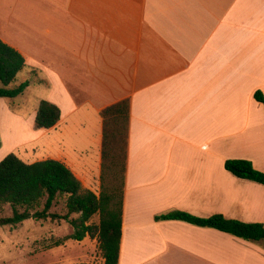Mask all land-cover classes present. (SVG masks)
<instances>
[{
	"label": "crops",
	"instance_id": "0c3cea01",
	"mask_svg": "<svg viewBox=\"0 0 264 264\" xmlns=\"http://www.w3.org/2000/svg\"><path fill=\"white\" fill-rule=\"evenodd\" d=\"M0 40L34 93L27 113L0 99V161L36 146L28 164L60 161L98 196L100 113L128 101L118 264H264V242L155 220L264 226V186L224 169L264 174V0H0ZM41 100L59 110L50 129L34 127Z\"/></svg>",
	"mask_w": 264,
	"mask_h": 264
},
{
	"label": "trees",
	"instance_id": "16d2710c",
	"mask_svg": "<svg viewBox=\"0 0 264 264\" xmlns=\"http://www.w3.org/2000/svg\"><path fill=\"white\" fill-rule=\"evenodd\" d=\"M25 66L23 57L0 40V99H15L24 93L29 81L18 84L17 76ZM254 98L264 106V97L260 92L257 91ZM100 116L103 141L98 196L84 189L69 168L60 161L47 159L28 164L14 154H8L0 161V209L8 205L11 215L0 218V228H14L28 219L63 220L73 228L72 234L65 240L82 241L86 236L91 239L96 237L103 264H118L129 120L128 101L102 110ZM59 118L57 107L41 100L34 127L37 130L50 129ZM224 169L236 178L264 186V174L254 169L250 161L226 160ZM59 199L63 200V215L51 213ZM72 215L76 218L71 219ZM93 217H97V223L92 222ZM155 220L183 221L215 229L245 241L264 242L262 224L230 220L219 214L196 218L187 213L175 212L156 216ZM60 244L56 242L53 246Z\"/></svg>",
	"mask_w": 264,
	"mask_h": 264
},
{
	"label": "rangeland",
	"instance_id": "374dc122",
	"mask_svg": "<svg viewBox=\"0 0 264 264\" xmlns=\"http://www.w3.org/2000/svg\"><path fill=\"white\" fill-rule=\"evenodd\" d=\"M22 73H19L18 81L22 80ZM33 91L26 92L15 99L14 110L27 113L29 105L32 103ZM25 105L22 104L26 101ZM20 103V104H19ZM25 150L19 149L26 160H32L37 147H27ZM23 153V154H22ZM15 156L17 153L14 154ZM27 158V159H26ZM51 213L58 215L65 214L63 200L59 199L58 204L54 206ZM11 210L8 205L0 209V218L9 217ZM76 218L75 215L70 217ZM93 223H97V217L92 218ZM72 226L63 220L52 221L28 219L12 228L4 226L0 228V264H103L102 255L98 249V243L91 238L85 242L77 243L74 240H65L72 234ZM56 242L61 244L57 247L53 245Z\"/></svg>",
	"mask_w": 264,
	"mask_h": 264
},
{
	"label": "bare ground",
	"instance_id": "6f19581e",
	"mask_svg": "<svg viewBox=\"0 0 264 264\" xmlns=\"http://www.w3.org/2000/svg\"><path fill=\"white\" fill-rule=\"evenodd\" d=\"M5 135V134H4Z\"/></svg>",
	"mask_w": 264,
	"mask_h": 264
}]
</instances>
